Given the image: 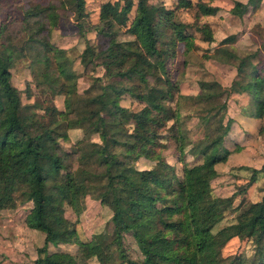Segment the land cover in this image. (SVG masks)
Instances as JSON below:
<instances>
[{"label":"trees","instance_id":"trees-1","mask_svg":"<svg viewBox=\"0 0 264 264\" xmlns=\"http://www.w3.org/2000/svg\"><path fill=\"white\" fill-rule=\"evenodd\" d=\"M210 1L177 0L176 5L194 7V16L200 17L218 9ZM122 3L126 12L134 8L127 28L131 39L116 38L117 25L106 6L99 11V23L91 25L85 0H58L59 9L52 3H20L22 20L17 34L25 33L26 37L23 47L18 49L11 45L13 39L7 36L6 22L0 19V35L10 49L0 56V200L17 192L22 202H33L31 225L44 233V240L30 264H61L49 255L48 243L75 244L77 264H85L90 258L100 264L108 263L107 236L100 233L89 240L79 239L77 220L64 215L66 206L76 214L78 211L73 195L74 177L78 179L82 197L90 196L111 210L110 242L126 264H264V245L259 243L251 260L242 254L223 256L222 246L241 231L240 226L232 223L213 231L214 220L207 217L211 209L223 213L232 204V196L214 197L210 205L205 204L211 193L210 167L224 161L227 152L219 147L218 152L200 163L184 164L181 176L155 154L159 130L167 127L168 121L171 123L167 129L179 142V154L184 152L186 136L180 131L183 121L178 105V98L183 95L172 81L171 65L178 42L191 46L190 24L176 19V8L162 2L122 0ZM247 7V3L237 0L230 12L241 17ZM65 9L72 14L77 31L85 39L80 61L86 66L98 65L101 70L81 92L77 89V74L58 61L57 47L49 41L50 30L59 22V11ZM90 28L95 34L108 36L107 48L97 58L85 35ZM198 29L203 40L213 39L208 24ZM26 48L32 67L34 64L38 67L32 68L35 81L56 86L57 94L62 92L64 96L63 109L51 97L46 98L45 106L21 101L20 92L12 83L10 67ZM216 53L220 54L217 57L220 62L238 60L236 76L247 79L242 85L250 97L249 115L260 118L264 110V79L253 63L255 52L239 57L217 48ZM199 85L203 89L200 97L207 100L217 92L209 89L220 84L201 80ZM126 94L143 104L146 112L122 106L120 99ZM176 95L177 102L172 106ZM37 112L46 114V123L21 122L22 113ZM89 119L93 122L84 131L96 134L99 142H84L71 152L65 150L61 142L68 140L67 130L81 128ZM232 122L228 121L226 132ZM32 129H36L34 135ZM143 149L151 151V157H157L152 167L135 166L133 160ZM260 170L264 171V161L260 169H253ZM263 230L264 192L251 218L249 234L257 237ZM126 235L140 245V258H131L125 252Z\"/></svg>","mask_w":264,"mask_h":264},{"label":"rangeland","instance_id":"rangeland-1","mask_svg":"<svg viewBox=\"0 0 264 264\" xmlns=\"http://www.w3.org/2000/svg\"><path fill=\"white\" fill-rule=\"evenodd\" d=\"M24 1L28 5L52 3L59 9L58 0H0V19L6 22L7 36L13 39L11 45L17 49L23 47L22 43L26 37L25 33L21 36L17 34L22 20L19 4ZM149 1L162 2L169 7H175V18L190 24L188 32L191 35V46H187L186 42L177 43L171 65L172 81L183 95L182 98H178V105L183 121L180 124V131L186 136L184 152L182 155L179 154L177 148L179 142L172 135V131L167 129L171 123L168 121L167 127L159 130V143L155 147V154L172 165L176 175L181 176L184 164L200 163L203 158L214 155L221 148L227 152L224 161L215 162L210 167L211 193L205 204L210 205L214 197L230 196H232V204L223 213L212 212L211 209L207 217L214 220L213 231L232 223L240 226L241 231L222 246L223 256L242 254L247 260H251L256 253V244L264 245V230L257 237L249 234L251 218L256 213L264 192V171H253L260 169L264 161V110L260 118L249 115L250 97L242 85L247 79L238 77L235 73L238 60L230 58V63L220 62L217 59L220 54L216 53V49L223 48L239 57L255 52L252 60L264 79V0L261 3L251 1V9L241 17L233 15L230 11L228 13L227 2L219 1L221 7L213 15L195 17L194 7H177V0ZM210 3L213 4V0ZM85 6L91 25L99 23V11L101 7L106 6L112 12L113 21L117 25L116 38L131 39L132 35L127 28L134 15V8L126 12L122 0H85ZM59 13L61 16L58 25L50 30L49 41L57 47L58 61L77 74V89L81 92L88 87L93 75L101 73L100 66H86L80 61V54L85 48V39L77 31L72 14L66 9L60 10ZM203 24L211 27L213 35L211 41L202 39L198 27ZM85 35L89 39L90 49L95 57L107 48V35L95 34L91 28ZM234 35L237 37L234 38ZM8 46L9 44L0 35V56L8 54L10 51ZM32 52L35 55V52ZM32 62L30 52L26 48V50L22 49L21 55L15 58L10 67L12 83L19 90L21 101L38 102L45 106L48 102L46 98L51 97L54 98V104L59 109H63L62 92L57 94L59 89L56 86L37 83L33 69L38 70V67L36 64L32 67ZM201 80L216 81L220 84L219 87L209 89L210 92L217 90L213 98L205 100L200 97L203 93L199 85ZM176 100L177 95L172 106L175 105ZM120 104L132 110L146 112L143 104L137 103L127 94L120 99ZM229 120L233 122L226 132ZM46 121L45 113H22L21 116V122L26 125L35 122L46 123ZM92 122L93 119H89L83 122L81 128L68 129L69 138L61 142L62 147L71 152L81 143L99 142L96 134H87L84 131ZM35 133L36 129H32L31 135ZM151 154L147 149L140 151L133 160L135 166L147 168L155 165L157 157L153 158ZM72 163L73 167L76 166L75 161ZM73 180V195L78 211L76 214L70 206H66L64 215L70 220H77L78 238L89 240L97 234L104 233L108 241L105 246L109 254L107 264H126L122 261L119 251L110 242L111 210L90 196L82 197L78 179L74 177ZM32 206V201L22 202V196L17 192L0 200V264H30L37 256V248L43 245L44 233L31 225ZM124 239L127 255L134 259L140 258L142 255L140 245L130 235H126ZM76 248L75 244L70 243L47 245L51 258L61 264H77L74 258ZM85 264L100 263L90 258Z\"/></svg>","mask_w":264,"mask_h":264},{"label":"crops","instance_id":"crops-1","mask_svg":"<svg viewBox=\"0 0 264 264\" xmlns=\"http://www.w3.org/2000/svg\"><path fill=\"white\" fill-rule=\"evenodd\" d=\"M197 0H191V2H196ZM222 2V3H225V2H227V4L229 5V7L227 8V10H228V13H229V11H230V9L233 7V0H213V6H216V7H218V8H220L221 7V5H220V2ZM234 1H237V0H234ZM238 1H241V2H243V3H247V5H248V7H247V9H246V11L244 12V14L245 13H247L250 9H251V7H250V2L249 1H247V0H245V1H242V0H238ZM261 2H263V0H261L260 2H258V3H261ZM165 4V3H164ZM166 6H167V4H165ZM169 7V6H168ZM219 9H217L214 13H211V14H208V15H213V14H215L217 11H218ZM231 13V12H230ZM243 14V15H244ZM242 15V16H243ZM236 71V70H235ZM236 73V72H235ZM239 128H240V126H239Z\"/></svg>","mask_w":264,"mask_h":264}]
</instances>
